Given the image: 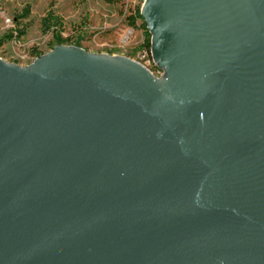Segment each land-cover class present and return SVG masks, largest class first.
<instances>
[{
  "label": "water",
  "instance_id": "95a60500",
  "mask_svg": "<svg viewBox=\"0 0 264 264\" xmlns=\"http://www.w3.org/2000/svg\"><path fill=\"white\" fill-rule=\"evenodd\" d=\"M139 13L160 76L0 57V264H264V0Z\"/></svg>",
  "mask_w": 264,
  "mask_h": 264
},
{
  "label": "rangeland",
  "instance_id": "374dc122",
  "mask_svg": "<svg viewBox=\"0 0 264 264\" xmlns=\"http://www.w3.org/2000/svg\"><path fill=\"white\" fill-rule=\"evenodd\" d=\"M25 7L29 14L23 17ZM134 8L131 0H0V57L28 65L34 60L35 51L46 53L51 49L53 32L58 28L63 37L70 38L69 42L78 40L81 47L91 52L133 59L145 55L147 67L155 73L157 68L150 52L139 47L143 42L141 21H136V27L127 23L126 17ZM50 12L59 16L61 26L45 28L43 20ZM21 28L25 33L17 38ZM8 34L13 38H8Z\"/></svg>",
  "mask_w": 264,
  "mask_h": 264
},
{
  "label": "trees",
  "instance_id": "16d2710c",
  "mask_svg": "<svg viewBox=\"0 0 264 264\" xmlns=\"http://www.w3.org/2000/svg\"><path fill=\"white\" fill-rule=\"evenodd\" d=\"M107 2H114L116 0H105ZM139 6H137L133 12H131L127 17V23L132 26V27H136V21L139 19L140 22V28L142 29V36H143V42L142 44L139 46L140 48L146 49L148 52H150V33L148 32L145 22L143 21L140 13H139ZM29 14V9L27 7L24 8L23 10V14L21 16L26 17ZM43 24L45 25V28L49 29L50 25H54L55 28L58 26H61V20L59 18V16L54 15L52 12L48 13V15L44 18L43 20ZM25 33V30L23 28H21L20 30H18L16 37L19 38L21 35H23ZM8 38H13L12 34H8L6 35ZM68 37H63L61 35V29H58L53 32V42H51V49L54 45L56 44H74L77 46H81L79 41L77 40L74 43L69 42ZM35 54V58L40 56L41 52H34Z\"/></svg>",
  "mask_w": 264,
  "mask_h": 264
},
{
  "label": "built area",
  "instance_id": "2783aa9c",
  "mask_svg": "<svg viewBox=\"0 0 264 264\" xmlns=\"http://www.w3.org/2000/svg\"><path fill=\"white\" fill-rule=\"evenodd\" d=\"M133 3H134V7L136 8L137 6H139V8H140V6H141V3H142V1L143 0H131ZM134 8V9H135ZM133 9V10H134ZM147 56H148V54H147ZM148 58L149 59H147V61H150L151 59H150V56H148ZM135 60H137L138 62H140V63H142L144 66H146L147 67V65H146V59H145V55H142V56H138V58L137 59H135ZM148 68V67H147ZM157 68V67H156ZM153 72V71H152ZM154 73V72H153ZM155 75H157V76H160L161 74H162V71L160 70V69H158L157 68V71L154 73Z\"/></svg>",
  "mask_w": 264,
  "mask_h": 264
}]
</instances>
